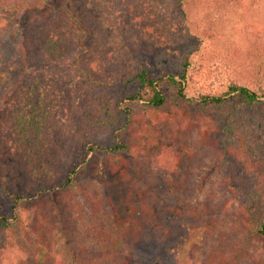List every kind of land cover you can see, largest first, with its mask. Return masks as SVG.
Instances as JSON below:
<instances>
[{"label":"trees","instance_id":"trees-1","mask_svg":"<svg viewBox=\"0 0 264 264\" xmlns=\"http://www.w3.org/2000/svg\"><path fill=\"white\" fill-rule=\"evenodd\" d=\"M108 1L127 27L119 48L98 45L95 26L74 15L66 0H0V8L20 13L16 46L24 52V70L8 91L16 63L0 48V163L16 152L23 171L18 188L2 193L9 204L0 211V264L147 262L185 220L200 221L199 209L189 204L205 158L230 163L223 175L230 195L216 205L231 217L232 231L208 242L202 264L242 258L264 264V59L248 50L242 71L229 74L218 91L192 71L215 29H204L198 46L188 39L193 11L235 0H173L175 12L151 0ZM67 61L94 88L77 103L72 93L60 94L58 80L37 75L46 62ZM49 110L88 128L73 162L42 141ZM92 152L117 175L118 192L90 182ZM246 182L255 184L248 189ZM76 189L86 195L89 212L70 200ZM216 196L208 193L206 203Z\"/></svg>","mask_w":264,"mask_h":264},{"label":"rangeland","instance_id":"rangeland-1","mask_svg":"<svg viewBox=\"0 0 264 264\" xmlns=\"http://www.w3.org/2000/svg\"><path fill=\"white\" fill-rule=\"evenodd\" d=\"M152 1L162 8L165 5L168 6L171 12L176 11L173 8V0ZM66 2L68 9L74 15L95 26L94 33L98 45L105 49L121 46L120 39L127 34V27L123 22H118L112 12L111 2L108 0H66ZM20 18L18 11L0 8V48L6 57L13 58L16 63V68L11 71L9 79L5 83V88L8 91L14 88L24 70L22 65L24 52L16 46L21 31ZM189 27L192 32V35L188 37L189 42L197 46L199 45L197 36L204 29L210 27L215 29L214 37L204 40L201 52L192 61V71L197 73V78L208 88L214 87L218 91L223 90L229 74H239L242 71L240 64L248 50L254 51L256 60L264 59V53L258 52L264 47V0H235L223 8L193 11L189 16ZM71 64L70 61H67L61 62L57 66H48L46 62L43 69L37 70V75L39 78L49 76L51 79L58 80L61 87L60 94L72 93V101L77 103L94 88L87 81L86 75ZM147 65L151 66V62L148 61ZM226 67H229L233 72ZM152 73L155 76H160L163 72L154 71ZM48 113L51 123L45 125L42 141H46L51 153L62 157L64 161L73 162L77 149L83 142L82 139L88 138V128L86 125L80 127L78 121L65 115L68 113L57 112L55 117L50 110ZM99 139L105 141L107 137L104 133H100ZM72 144L75 146L71 147ZM88 157L94 159L89 161L92 185L98 188L105 187L110 193L118 192L116 188L121 184L116 174L107 171L102 154L92 152ZM205 160L206 162L203 163L195 180L196 192L189 204L190 207L195 206L199 209L202 215L200 221L185 220L178 226V234L169 239L162 249L154 251L153 255L149 256V260L142 264H202V250L209 246L208 242L213 243V240L223 232L232 231L231 217L216 205L220 202V197L230 195L224 185L223 178L227 170H230V163L229 161L216 163L215 159L211 161L208 158ZM93 164H95L94 167ZM22 176L23 171L17 153L14 152L13 155L3 157L2 164L0 163V211L6 210L9 204L7 197L2 193L7 188H18L17 186L23 180ZM254 184V182H246L243 187L250 189ZM76 190L77 194L72 192L73 194L69 195L70 200L74 203L79 202L80 208L89 212L84 199L86 195L83 194V190ZM212 191L217 196L211 204H207L205 198ZM249 196H253V193H250ZM165 202L170 203L171 198H167ZM167 215L168 220L172 222L173 213L167 212ZM16 230L17 233H22L23 227L16 226ZM58 250L60 251V249ZM85 255L87 254L81 258ZM101 264H118V261ZM239 264L247 263L242 258Z\"/></svg>","mask_w":264,"mask_h":264}]
</instances>
